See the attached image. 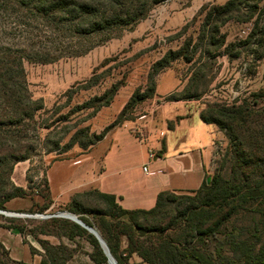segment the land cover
I'll use <instances>...</instances> for the list:
<instances>
[{"label": "rangeland", "instance_id": "rangeland-1", "mask_svg": "<svg viewBox=\"0 0 264 264\" xmlns=\"http://www.w3.org/2000/svg\"><path fill=\"white\" fill-rule=\"evenodd\" d=\"M227 1L165 0L152 7L136 24L109 35L93 34L72 40L59 38L47 28L24 27L18 17L0 12V42L12 43L26 51L59 55L51 62L23 61L27 89L33 99L42 101L44 110L35 113L34 122L26 120L25 125L22 124L24 131L19 138H5L4 145H0V182L6 191L9 190L6 167L12 166L15 160L10 154L16 158L29 154L28 159L17 162L15 167L25 169V181L27 187H31L27 192L41 194L44 172L52 161L85 151L69 143L75 131L99 135L142 115L151 117L154 107L175 92L178 96L185 91L189 95L195 92L196 98L179 102L191 105L205 115H208L207 108L213 105L238 106L246 101L247 109L264 107V0L258 2L257 7H253L252 0H236L234 11L239 15L238 19L248 17L247 20L226 22L219 27L216 36L211 35L210 28L203 36L199 33L207 11ZM202 8L205 11L201 12ZM28 23L32 24L29 20ZM185 43L188 44L187 53L192 57L190 63L167 58L169 63H163L165 66L155 65L168 52L179 50ZM71 48L79 51L78 54L69 55ZM192 75L201 76L196 87L190 85ZM90 79L95 82L93 86H88ZM112 90L115 93L109 104L98 107ZM159 92L164 94L159 95ZM211 124L217 135L207 165L206 176L210 181L217 174L232 175L228 164L231 141L225 130ZM44 125L47 128L41 127ZM0 136L6 137L2 133ZM169 194L154 215L142 219L143 224L182 223L179 213L189 204L186 198H192L193 194ZM87 199L83 200L87 210L102 209L96 203L97 197ZM33 210H0V222L7 224L13 220L27 230L32 229L38 241L57 242V237H47L35 230L42 229L51 219H60L59 212H68ZM35 214L55 216H30ZM87 217L91 220L89 215ZM236 220L239 224L252 223L247 214L238 215ZM257 226L264 233V220ZM25 241L34 249L35 255L29 252V256L13 262L40 264L44 257L43 245L32 235H26ZM126 242L121 238L122 248L126 247ZM63 243L66 250L73 251V256L64 264H94L87 256L92 248L85 239L75 238L73 242L64 239ZM24 249H28L27 245ZM67 254L63 249V258ZM9 258L6 254L1 256L0 251L1 261L6 262ZM129 263L146 264L136 254L130 256Z\"/></svg>", "mask_w": 264, "mask_h": 264}, {"label": "trees", "instance_id": "trees-1", "mask_svg": "<svg viewBox=\"0 0 264 264\" xmlns=\"http://www.w3.org/2000/svg\"><path fill=\"white\" fill-rule=\"evenodd\" d=\"M163 1L165 0H0V12H8L18 17L24 27L47 28L59 38L72 40L93 34L109 35L115 30L136 24L152 7ZM235 1L229 0L224 5L212 7L207 11L199 32L201 36L205 35V30L208 28L212 30L211 35L216 36L219 27L230 20L248 19V17L238 19L239 15L234 11ZM260 1L252 0L253 7H257ZM203 11L204 8L201 9V12ZM211 35L210 39L213 41ZM187 49L188 44L185 43L179 50L168 52L155 65L169 63L167 58L171 61L183 59L186 63H190L192 57L187 53ZM71 50L72 52L69 53L71 56L79 52L73 48ZM58 56L26 51L12 43L0 42V133L6 136H0L1 147L5 138H19L24 131L22 124L24 126L26 120L34 122L35 113L44 110L42 101L33 99L27 89L23 61L44 63L51 62ZM200 78L201 76L197 75L196 78V75H192L191 87L192 84L196 87ZM88 82V86L95 84L92 79ZM114 93L115 90H112L98 107L109 104ZM176 94L175 92L167 96L165 102L188 101L196 98L195 92L192 95L187 94L186 91L180 96ZM213 106L207 108L208 115L201 112L199 117L204 123L216 124L226 131L231 141L228 164L232 175L231 177L214 175L209 184H206L208 176H205L197 190L189 191L188 193L193 194V197L186 198L189 204L179 213L182 222L180 225L142 223V219H147L156 213L164 198L171 192L158 194L155 207L148 211L124 210L117 204L114 196L95 192L76 195L67 206L68 212L75 211L84 225L97 232L117 264H131L129 258L132 254H136L146 264H264V233L259 231L257 226L264 220V107L257 110L247 109L249 106L246 101L238 106L236 104ZM41 127L47 128L46 125ZM85 132L75 131L69 143L87 150L105 134L103 132L96 135L86 132L83 136ZM9 156L15 160L12 166L6 167L9 190L6 191L0 182V210L3 211H6L3 207L4 202L12 198L34 195L28 193L31 190L30 185L27 189H22L14 186L10 180L15 164L28 159L29 154L17 158L13 154ZM5 158L6 156L3 157ZM36 194L43 198L44 203L35 209L45 212L51 204L46 181L44 191ZM91 196L97 197L96 203L102 209L85 208L83 200L84 198L88 200L87 198ZM240 214L249 215L252 223L239 224L236 217ZM44 225L42 229L35 231L41 235L64 238L70 242L75 238L85 239L92 248L87 254L88 258L94 264L107 263L97 240L84 228L61 219H51ZM0 227L18 233L24 243H26V235L35 236L44 250L40 264H64L73 256V251L66 250L64 243L61 242L55 247L38 241L32 229L27 230L13 220L7 221V224L0 222ZM171 230L173 232H170ZM121 238L127 241L125 248L121 247ZM29 249L35 254L32 247L29 246ZM63 249L68 253L64 258ZM0 251L1 256L5 257L6 254L9 258L8 252L1 244ZM0 264H15V262L6 259V262L0 260Z\"/></svg>", "mask_w": 264, "mask_h": 264}, {"label": "crops", "instance_id": "crops-1", "mask_svg": "<svg viewBox=\"0 0 264 264\" xmlns=\"http://www.w3.org/2000/svg\"><path fill=\"white\" fill-rule=\"evenodd\" d=\"M151 113V117L142 115L109 130L85 151L52 161L44 172L51 200L46 212H68L73 197L86 192L114 196L124 210L148 211L155 207L160 193L197 190L207 175L216 129L200 119L198 109L184 102H160ZM149 151L154 155L151 160ZM145 166L148 174L143 172ZM10 180L14 186L27 189L25 169L14 166ZM43 203V198L34 194L12 198L3 207L31 211ZM68 213L79 220L75 211ZM56 239L49 244L63 243L64 238ZM0 244L12 260L29 256V246L22 236L2 227ZM26 245L28 249H24Z\"/></svg>", "mask_w": 264, "mask_h": 264}, {"label": "water", "instance_id": "water-1", "mask_svg": "<svg viewBox=\"0 0 264 264\" xmlns=\"http://www.w3.org/2000/svg\"><path fill=\"white\" fill-rule=\"evenodd\" d=\"M210 183V178L207 177L206 178V184H209ZM69 214V213H67ZM71 215V214H69ZM55 215H48L47 218H51V217H54ZM69 219L75 221L80 227L84 228L88 233H90L98 242L99 246L101 247L106 259H107V263L108 264H111L110 261H112L114 264H117L115 262V260L111 257V255L109 254L108 252V249L105 245V243L102 241V239L99 237V235L97 234V232L91 228V227H88L86 225H84L80 220H78L74 215H71V217H69Z\"/></svg>", "mask_w": 264, "mask_h": 264}, {"label": "built area", "instance_id": "built-area-1", "mask_svg": "<svg viewBox=\"0 0 264 264\" xmlns=\"http://www.w3.org/2000/svg\"><path fill=\"white\" fill-rule=\"evenodd\" d=\"M154 157L153 153L152 152H148V158L149 160H151L152 158ZM143 172L147 173L148 174V171H147V167H143ZM1 213V211H0ZM59 215L60 214H65V213H62V212H59L58 213ZM67 214V213H66ZM31 217H36V218H43L44 216L43 215H39V214H35V215H30ZM48 216V215H47ZM47 216H45L44 218H47Z\"/></svg>", "mask_w": 264, "mask_h": 264}, {"label": "bare ground", "instance_id": "bare-ground-1", "mask_svg": "<svg viewBox=\"0 0 264 264\" xmlns=\"http://www.w3.org/2000/svg\"><path fill=\"white\" fill-rule=\"evenodd\" d=\"M58 216H63V217H66V218L71 217V215H69V214L67 215L66 213L65 214H60V215L58 214ZM110 263L114 264L112 261H110Z\"/></svg>", "mask_w": 264, "mask_h": 264}]
</instances>
